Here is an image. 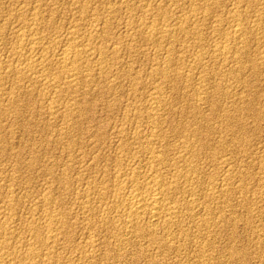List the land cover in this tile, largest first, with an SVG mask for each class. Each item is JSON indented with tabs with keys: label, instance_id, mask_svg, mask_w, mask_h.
<instances>
[{
	"label": "rangeland",
	"instance_id": "1",
	"mask_svg": "<svg viewBox=\"0 0 264 264\" xmlns=\"http://www.w3.org/2000/svg\"><path fill=\"white\" fill-rule=\"evenodd\" d=\"M87 1H89V3L91 5L88 4ZM87 1L86 0H56V1L55 0H0V18L1 17L3 18V19L2 18L0 19V22H2V23H0V41H1L0 42V68L1 69L5 68L8 65H12L13 63L15 64V60H12L13 56L11 55V53H12V51H16L19 48L18 44L20 43V41L18 39V37H19L18 35H19L20 31L21 32H23V31L27 32L28 31V29H25V27H28V25H29L28 22H30V21H27V19L31 20V18H32L31 14L36 9L35 7H37V9L39 8V12L42 13L41 18L43 19L41 25H39L40 29L38 27H37V29H39L38 31L40 32L41 36L44 35L43 38L45 39L44 40L45 47L51 50L50 53L52 52L51 54L54 55V58H56L59 55V53L61 51L60 50L61 47L63 48V46L65 45L63 43L67 44V42H68L67 34L70 30H72V27L77 29L79 34L81 33L79 42L82 44V46H84L83 48H88V46H89L88 49H91L94 52L95 49L99 50L100 46H101V48L102 47L106 48V46H108L107 47L108 49L112 48V46H113V48L118 47L117 48L118 49V55H115L116 58L114 57V55L112 54V51L110 50L112 56L109 53L106 55L107 57H109L108 58L109 60H107V57L105 59L108 63V64L106 63L107 66H110L108 68L110 70H113V72L108 69V72H106L107 74L102 73V75H101V73L98 70L94 69L95 67L93 68V66L96 65L99 58L90 57L89 60L86 59L83 61L84 62L82 64V67L84 66L83 69L84 70H90L91 72L88 71L87 73H91L93 75L96 74V75L95 76L92 75L93 76L91 78V80H93L92 83L89 82L87 84V86H90V87L85 86L83 83L80 84V82H79L77 90L80 88L81 89L78 91L77 90L76 91H68L66 88H64L65 90L63 89L65 92L63 90H61L63 92H61L60 90H56V89L53 90V88H51V90L48 88L49 91H47L48 89L47 90L43 89V88H41L42 86L40 84L37 85L35 83H32L35 87L31 84L34 87L33 88L32 86H30V84H28L26 82L25 83L27 86L24 83L21 85V82L19 83V81H17L15 79V77H14V79L12 78L13 76H11V77L9 76L10 78H8V77L5 78L4 79L5 81H3V83H0V85H3V87L0 86L2 89L0 91V123H1L0 124V215L2 214L0 217V225H1L0 227L8 228V226H9V229H11V227H13L12 230H10V232H13V233H11L8 237H6V240H7L6 242L7 243L9 242L7 244V245H9L8 248L13 249L14 242H16V241L22 242L23 243V244L21 243L22 246L27 245L25 243L26 242L28 243L30 241L29 235L27 234V230H26L28 225L36 224L39 226V228L41 230H43L44 224H43L42 219H43V215L45 214V211H47L46 207L49 206L47 212L55 213V214L61 215V216L64 215V217H67V218H65V219H67L66 221L68 222V223H66V225H68L69 222H70L69 225H71V226H69V225L67 226V228L69 230L71 229V231H72V232L70 231L71 232V240L63 241L64 245L66 244V241H67L68 245L66 244L64 247L61 248V250L59 249L60 251L59 250L56 251L57 252V254H55V256H57L56 260H55V257H54V260H52V259L50 260L49 258L46 259L45 257L42 256V257H39L40 259L37 258L36 264L37 263L38 264H47L48 262L52 263V264H57V262H54V261H59L60 262V263L58 262L59 264H66V263H68V264H83V261L81 262V257L84 255V252L86 254L87 253L90 254V256L93 255L95 258L94 260H92V262L94 261L93 263H91V261H90V262H86L84 264H98V263L99 264L100 263L101 264H201V263L202 264H210V262H211V264H215V263L216 264H264V202H263L264 201V197H263L264 196V185H263L264 184V162H263L264 161V49H263L264 48V0H239L240 3L238 0H219V1L218 0H183V1L179 0L180 4L178 2H176V0L175 1L174 0H171V1L170 0H165V1L161 0L162 1L161 2L162 3L161 4L162 12L164 10L165 13L163 12V14H165L167 21H168L167 24H169V26L175 27L179 24H182V25H185L187 28L189 27L187 30L188 34L176 33L174 38H172L170 40H166L165 44H164V42L162 44H160L162 46H160V45L155 46L149 40V37L146 34L147 26H149V24L150 25L154 24L153 23V20L155 21L154 14L156 15L157 12H159L157 6L152 7L149 10L151 13L150 14V13L146 12V9H142L143 7L139 4V0H128L130 7L134 4L131 8H129L127 6H123V7L120 6L119 3L122 0H120V2H119V0H117V1L111 0V2H110V0L109 1L108 0L107 1L106 0H99V1L98 0H87ZM112 1L114 2V4ZM217 1H218V3H216ZM115 2L118 3V5ZM163 2H164V5H163ZM17 3H19V5ZM135 3L137 6L135 5ZM85 5H87V6H85ZM111 5L113 7L115 5H117L116 6L117 11L115 14L110 13L111 10H109V9L112 7ZM177 5H179V6H177ZM164 6H165V8H164ZM196 6H198L197 8H200L202 11L201 10L198 11L197 14H199V15H196L197 17L195 19V17H193L194 16L193 10L196 8ZM41 7H42V9H41ZM203 8L204 9L207 8V9L204 10ZM95 9L97 11H95ZM103 9H105L107 12L104 11ZM32 10H33V12H32ZM154 10H156V11H154ZM239 10H240V12H238ZM82 11L83 12L86 11L89 13H85L86 15H84V13H82ZM98 11L100 14L98 13ZM204 11L207 12L208 14L205 13ZM213 12H214V14L212 15ZM243 12H245V13H243ZM16 13H18L20 15H18ZM142 13H144V14H142ZM182 13H183V15H182ZM187 13H189V15ZM92 14L94 16L96 15L94 17L96 19L93 18ZM146 14H148V15H146ZM186 14L188 16H190V18ZM8 15H9V17H8ZM99 15L102 16V18L99 17ZM103 15H104V17H106V19H104ZM229 15L232 17L234 15L233 19H231L232 17H230ZM237 15H239V16L237 17ZM86 16H88V17H86ZM97 16L100 18L99 20H101V19L102 20L99 21ZM148 16L151 17L152 20ZM208 16H210V18H208ZM80 18L83 21H81ZM129 18H130V20H129ZM237 18L240 20L239 23L242 24V26L244 28L246 27L242 38H241V36L240 37L239 36H233L231 34L232 33L231 32L232 27L236 23H238ZM4 19L7 21L3 22L2 20H4ZM72 19H74V20H72ZM110 19H112V20L110 21ZM217 19H218V21H217ZM219 19L221 21H219ZM230 19H231V21H230ZM8 20H10V21L8 22ZM49 20H51V21H49ZM87 20H89V21H87ZM105 20H107V22H105ZM146 20H148V21H146ZM169 20H172V21H169ZM94 21H97V22H94ZM102 21H104L105 24ZM183 21H184V23H183ZM22 22H23V24H22ZM48 22H50V23H48ZM92 22L95 24L93 25ZM128 22H129V24H128ZM131 22H133V23H131ZM200 22H202L203 24L202 23L200 24ZM220 22H223V23L221 24ZM53 23L55 26L53 25ZM97 23H98V25H96ZM172 23H173V25H171ZM219 23H220V25H219ZM26 24H28V25H26ZM196 24L199 25L200 27L197 26ZM49 25H50V27H49ZM90 25H92L94 27H90ZM100 25H101V27H100ZM130 25L131 26L133 25L131 27L132 29L134 28L133 30L130 28ZM134 25H136V26H134ZM139 25H141L142 28L137 27ZM212 25H214V26H212ZM230 25H232V27ZM87 27L88 28L90 27V28L87 29ZM192 27L196 31L194 29H192ZM205 27H207V28H205ZM21 28H24V29H21ZM135 28L137 30H135ZM198 28L200 29V31H202V35H201V32L199 31ZM48 29H50V30H48ZM83 29H84V31H83ZM97 29H99V30H97ZM108 29H109V31H108ZM127 29H129V30H127ZM189 29L194 30V31H191ZM260 29H261V31H260ZM88 30L90 32H88ZM246 31L248 32V34L246 33ZM250 31H252V32H250ZM41 32H43V33H41ZM97 32H100L99 35H102V36L104 35V37L100 36V39H98L99 35L96 34ZM214 32H216V33H214ZM119 34H120V36H119ZM85 35H86V37H84ZM193 35H195V37ZM227 35H229V36L227 37ZM246 35H247V38H245ZM45 36H46V38H45ZM47 36H49V37H47ZM141 36H143V37L141 38ZM182 37H184V38H182ZM185 37H186V40H185ZM238 37L241 39H239ZM95 38H97V40H99V41L95 40ZM178 38H180V39H178ZM225 38H226V41H225ZM58 39H60V40H58ZM89 39H90V41H89ZM242 39H244L243 40L244 42H242ZM83 40H85L84 41L85 44L83 43ZM94 40L97 42H95ZM101 40L102 41L105 40L106 43L107 42L108 43L107 44L105 42L102 43ZM108 40H112V41H108ZM187 40H188V42H187ZM258 40H259V42H258ZM117 41H120V42H117ZM201 41H202V43H201ZM89 42L90 43L92 42L93 45L92 44L90 45ZM109 42H111V43H109ZM222 42H223V44H222ZM49 43L51 45L50 48L48 45ZM170 43H171V47L169 46ZM219 43H220V45H219ZM16 44H17V46H16ZM99 44H100V46H99ZM119 44H120V47L118 46ZM232 44L235 45L234 47L236 49L233 46H231ZM115 45H117V46H115ZM178 45H180L182 48ZM227 45H229L231 47L229 48V46H227ZM8 46H10V47H8ZM52 46H54L55 48L57 47L56 48L57 50L54 47H53L54 49H51ZM158 46L160 47V49ZM167 46H169V47H167ZM176 46L178 47V49ZM90 47H92V48H90ZM166 47H167V49H169V48L170 49L167 50ZM172 47L173 48L175 47V48L172 49ZM185 47H187V48H185ZM238 47H240L239 50H237ZM13 48L16 50H14ZM224 48L227 49V53L226 52L222 53V50ZM231 48H232V50H230ZM9 49H11V50H9ZM186 49H188L189 52L186 51ZM242 49H244V50L246 49V50L244 51ZM166 50H167V52H166ZM53 51H54V53H53ZM234 51L236 52V54ZM242 51H244V52H242ZM180 52H181V54H180ZM182 52L183 53L185 52V53L183 54ZM171 53H174V54H171ZM132 55H134V56H132ZM7 56H9V57H7ZM170 56H172V57L170 58ZM209 56H211V57L213 56L212 57L213 59ZM217 56H218V58H217ZM225 57L228 58V60ZM160 58H162V59H160ZM177 58H179L180 60L179 59L177 60ZM233 58H235V60ZM119 59H121L122 62H120L121 60H119ZM189 59H190V61H189ZM243 59H244V61H242ZM9 60L12 61L11 64L8 63V62H11ZM168 60H170V62H171V65H170L171 67H169V65H167V63H166V61H168ZM181 60H183V61H181ZM205 60H207V61H205ZM259 60H260V62H259ZM3 61H4V64H3ZM88 61L91 64H89ZM194 61H195V63H194ZM200 61H202V62H200ZM208 61H209V63H207ZM229 61L232 63H229ZM85 62H86V64H85ZM87 62H88V64H87ZM92 62L94 63V65L92 64ZM224 62H227V63H224ZM6 63H8V64H6ZM114 63H115V65H114ZM118 63L123 65L124 67L119 65ZM176 63L180 67H178V65ZM175 64H176V67H173V66H175ZM203 64H204L205 68L202 67ZM199 65H200V67H199ZM158 66H160V68ZM193 66H194V68H193ZM85 67H86V69H85ZM151 67H152V70H151ZM161 67H162V69H161ZM181 67H183V68H181ZM188 67H190V69H192V70H189ZM213 68H214V71H213ZM55 69H56V66L51 67L52 71ZM118 69H119V71H118ZM166 69H169V79H166L165 85H164L165 79L162 76H160L161 74H159L158 71L161 72V71L166 70ZM181 69L183 71H181ZM194 69L197 71H195ZM129 70H132V71H129ZM206 70H208L210 72V74L208 73V71L205 73ZM126 72H128L130 74H128ZM150 73H151V75H150ZM211 73L212 74L214 73V74L212 75ZM254 73L257 75H255ZM137 74H138V77H137ZM123 75H124V77H123ZM126 75H128V76H126ZM158 75H159V77H158ZM187 75H188V78H187ZM97 76L99 79L97 78ZM152 77H153V79H152ZM202 77L204 78V80H201ZM11 78H12V80H10ZM183 78L185 80H183ZM186 79H189V80H186ZM199 79H200V81H199ZM6 80H8L9 82ZM98 80L100 82H98ZM109 80H110V82H109ZM131 80H133V81H131ZM136 80H138V81H136ZM154 82H156V83L154 84ZM182 82H183V84H180ZM212 82H214V84ZM220 82H221V84H220ZM14 83H16V84H14ZM177 83H179V84H177ZM172 84H173V86H172ZM217 84H219V86ZM117 85H119V86L117 87V89H115ZM215 85H217V86H215ZM16 86H18V90L16 89L17 88ZM82 86H83V88H82ZM199 86L202 90H200ZM31 87L33 90L30 89ZM202 87H204V89ZM13 88H15L16 91ZM21 88H22L23 92L21 91ZM90 88H91V90H89ZM219 88H220V92H217V91H219V90H217ZM158 89L161 91L158 92L159 91ZM37 90L39 92H36ZM103 90L106 92H104ZM112 90H115V91L112 92ZM155 90H157V92L160 93V95H159L158 99L154 101V100H151V98H149L150 96H148V95H151L153 93L152 91H155ZM221 90H223V91H221ZM8 91H9V93H8ZM30 91L36 92L37 95H35V97H34V94H35L34 93L33 95L31 94L32 95V97H31L30 93H29ZM44 91H46V92H44ZM79 91H81V92H79ZM85 91H87L86 92L87 94L85 93ZM15 92H17V93H15ZM42 92H43V94H42ZM107 92H108V94H106ZM20 93H22V94L20 95ZM102 93L103 94L105 93L103 97H102ZM148 93H150V94H148ZM198 93H200V94H198ZM15 94H16V96H15ZM71 95H73V96L70 97ZM75 95L78 99L75 97ZM113 95H114V98H113ZM38 97H39L40 102L38 101ZM96 97H97V99H96ZM58 98L60 99V101ZM45 100H46V102H45ZM48 100H49V102H48ZM61 101H62V104L60 106L59 103H61ZM152 101H153V103H151ZM162 101H164V102H162ZM246 101H247V103H246ZM154 102L159 107L156 106ZM28 104H30V105H28ZM46 104H48V105H46ZM52 105L53 106L58 105V106H56V108L57 107L58 108L56 109L57 111H56L55 115H51V113L49 112L50 111L49 108ZM152 105H153L154 109L156 107V110L154 111L155 115L157 117L156 119H154L156 121L150 120L147 117L148 113L152 112L150 110H149L150 112L148 111L149 107L151 110L153 109ZM59 107H61V108H59ZM70 107L71 108L74 107V110H73V108L71 109ZM64 108L66 111L64 110ZM157 108H159V110ZM6 109L8 110V112ZM77 109H79V110H77ZM243 109H244V111H243ZM142 110L144 112H142ZM4 112H6L7 114ZM71 113H72V116L74 118H77V119L70 117L69 114H71ZM162 113H163V115H162ZM73 114H75V115H73ZM76 114H77V116H76ZM142 115H143V118H142ZM56 116H57V118H55ZM58 117H60V118L58 119ZM63 117L66 121L63 120ZM139 118H142V119L140 120ZM143 119H145V120H143ZM162 119H164L163 122H162ZM135 120L138 122H136ZM61 121L63 123H61ZM64 121L67 122V125L66 124L64 125V123H65ZM73 121L74 122L76 121V122L74 123ZM158 121H160V123ZM155 122H157L156 126H155V124H156ZM161 122H162V124L163 123L164 124L162 125ZM79 123L82 125H80ZM91 123H93V124H91ZM68 124H69V126H68ZM72 124H74V126ZM144 124H145V126H144ZM165 124H167V125H165ZM151 125H152V127H151ZM64 126H65V128H64ZM122 126H123V128H122ZM160 126H163V128H161ZM178 126H180V127H178ZM79 127L81 128V130ZM148 128H149V131L155 130L154 132H156L158 130L157 133L159 132V134L161 133V135H162V136L160 135L159 140H160V145L161 144H163V145H161V146L158 145V147L161 150L158 147L155 150L157 153L160 152L159 154L162 156V160H164V162H165V163L163 162L161 164L160 168L165 169V170L163 169L164 173L166 172V170L168 171V173H165L168 182H170V180L173 178L174 174H175L174 176H177V177L180 175V173L182 175V176H180L181 179L179 180V182L181 184L180 190H179V192H177V194H175V196H173L174 199H172V201L174 200V202H177L180 205L179 207H180L181 212L178 216V218H180V219H178L176 221V226L179 229L175 225H172L173 228L171 227V231L169 230L170 228L165 229L164 227L158 229L156 231L158 241L154 244L149 239H147L145 237L142 238L141 237L142 235L139 236L141 238L140 239L138 237L137 233H136V235L134 233L133 234L131 233V235H129L130 234L129 233L128 234L129 236L127 235V239H126V237L124 238V241L125 240L126 241L121 245V247H118V246H116L115 238H113L115 233H113L111 229L109 230V227H107L106 225H105V227H106L105 228L104 224L102 225L101 223H98L97 219H96L97 220V222H96L94 216H93V218L91 217L89 219L91 224H90V222L84 221V219H86L87 215L83 214L84 212L82 210H80V208H78V207H79L80 202H83V200L85 199L84 198L85 194L88 193L89 183L91 184L94 181L92 183V185H94V184L96 185L97 183H98L97 185H99V183H101V181H105L104 180V178H105L104 172H107V173L111 172L110 174H112V172H114L113 170H115L116 165L119 161H121L122 164L125 162H128V161H131V163L135 164V166H137L139 164L138 168H141V170H143L145 168L144 165H147V162H146L147 161V157H146L147 156V149H145L143 144L141 142L139 144V141H133V144L130 146V149L131 148L133 149V152L131 149L132 156H130V158H128L127 156H125L126 155L125 154L126 153L125 148L123 149L124 151L122 150V148L124 146V144L122 143V140L126 139L128 136L132 137L133 134H135L137 131H139V132L141 131L142 133L147 132ZM179 128L180 129L182 128L183 131H185V132H183ZM163 129H164V132H163ZM169 130H170V132H169ZM194 130L196 131V133ZM166 131L169 133H167ZM172 131H174V132H172ZM175 132H177V135ZM180 132H181V135L179 134ZM1 133H3V134H1ZM34 133H35V135H34ZM124 133L127 135H125ZM172 134H173V136H172ZM178 134L180 136H178ZM194 134H196V135H194ZM95 135H96V137H95ZM170 136L172 137L173 140L171 139ZM174 136H176V137H174ZM220 136H221V138H220ZM177 137H179V138H177ZM191 137L192 138L195 137L196 139H194V138L192 139ZM190 139H192V140H190ZM186 140H187V142H185ZM188 140L190 143L188 142ZM196 141H198V142H196ZM34 142H36V143H34ZM177 142L180 143V145L183 142H185V143H183L181 146H179V144H177ZM195 143H197V145ZM121 144L123 145L122 148H121ZM134 144H135V146L133 148ZM174 144H175V146H174ZM194 144H195V146H198L197 148H199V149H197L194 146ZM235 146H238V147H235ZM161 147H163L165 149L163 150V148H161ZM176 147H179V148H176ZM118 148H120V149H118ZM141 148H143V149L141 150ZM170 148H171V150H170ZM175 148L178 150V152ZM186 148H188V150H189L188 153L187 154L185 153V155H184V153L182 155H180L181 154L180 151L185 150ZM205 148H206V151H205ZM196 150H198V151H196ZM200 150L202 152H199ZM171 151H172V153L169 154L168 152H171ZM242 152H243V154H242ZM133 153H135V155ZM177 153H178V155H177ZM190 154L192 157L195 155L194 157L197 159H195L194 157L192 158L190 156ZM84 155H85V157H84ZM183 155L186 158L185 157L182 158ZM200 155H201V157H200ZM168 156H169V158H168ZM202 157H203V159H202ZM125 158H126V160H125ZM96 159H97V161H96ZM182 159H186V160H182ZM194 159H195V162L193 161ZM143 162H144V164H143ZM186 162H187V164H186ZM196 162H198V163H196ZM30 163H32V164H30ZM136 163H138V164H136ZM195 163L197 165H195ZM141 164H143V165H141ZM173 164H175V165H173ZM189 164H191V168H193L192 166H194V169L197 170L194 174L192 173L189 175L187 173L188 169L185 171V169H186L185 166H187ZM92 165H93V167H92ZM162 165L163 166L165 165V166L162 167ZM62 168H63V170H62ZM180 168H181V170H180ZM198 168H199V170H198ZM106 169H107V171H106ZM66 171H69V172H66ZM10 172H11V174H10ZM169 174L171 175L170 178H169V176H170ZM198 174H200V175H198ZM76 175H77V177H80V176L81 177L77 179ZM187 175H188V179L189 178L194 179V180L189 179V181H191V182H189V185H188V183H186V179L183 178V176H187ZM193 175L197 176V177L194 178ZM205 175L207 176V178L205 177ZM208 177H210V178H208ZM197 178H199V180ZM81 179L83 180V182ZM228 179H230V180H228ZM67 181L69 182L68 184H67ZM86 181H87V183H86ZM110 181H112V180H110ZM193 181L195 183H193ZM208 182L211 184H209ZM223 182L224 183L226 182L227 185L224 184ZM111 183L112 182H109V184H111ZM191 183L193 185H191ZM69 184H70L71 189H70V187H68ZM86 184H87V187H86ZM200 184H201V186H200ZM208 184L211 186H209ZM46 185L48 188L46 187ZM196 185H197V187H196ZM218 185L220 188L216 187ZM224 186L225 187L227 186V187L225 188ZM191 187H193V188H191ZM199 187H201V188H199ZM211 187H213L217 191ZM188 188H190V189H188ZM206 188H209V189H206ZM221 188H222V190H221ZM206 190H207V192H206ZM221 191H223V192L221 193ZM193 192L195 194L197 192V194L194 196ZM186 193L190 196V198L193 199V201H192V199L189 201L190 198H189V196H187ZM198 193H200V194H198ZM13 194L15 195V197L13 196ZM204 194H205L206 198H205ZM216 194H217V196H216ZM218 194H219V196H218ZM201 195L204 197H202ZM214 195H215V197H214ZM207 196H208V198H207ZM210 197H212L213 200ZM13 198H14V200H13ZM196 198H197V200H196ZM207 199H209V200H207ZM7 201H9V202H7ZM109 201L111 203L112 199ZM109 201H108V203L106 201V205H108V206L111 205L109 203ZM179 201H180V203H179ZM15 202H17V203L15 204ZM189 203H190V205H189ZM48 204H52V206L48 205ZM73 204H75V205H73ZM186 204L188 205V208H187ZM104 205L105 204H102V203L100 204L99 202L97 203V201H95L92 204L93 207L91 206L92 209L94 210V214L101 216L102 211H104V207H103ZM212 205H213V207H212ZM55 206H56V208H55ZM99 206L103 207V208H100ZM50 207H52V208H50ZM74 207H76V208H74ZM192 207H194V208H192ZM49 208L51 210H49ZM217 209H219V210H217ZM58 210L60 213L58 212ZM68 211H69V213L72 211V213L67 214ZM193 211H195V212H193ZM81 213H82V215H81ZM13 214H14V216H13ZM110 214H111V217L115 216V215H113L114 213H110ZM33 215H35V216H33ZM68 216H70L71 218ZM182 217H183V219H182ZM39 218H42V219H39ZM204 218L206 221H208L210 223L212 221L213 225L211 223V225L208 224L209 226L208 225L206 226V224L208 222H206L204 220ZM68 219H69V221H68ZM91 219H93V220H91ZM41 221H42V223H41ZM6 222H9L10 225H9V223L7 225ZM24 224L26 225V227H24L25 226ZM95 224H98V225L96 226ZM100 228H101V230H100ZM211 228H213V229H211ZM94 229H95V231H94ZM162 229H164V231ZM181 229L183 231H181ZM206 229H208V230H206ZM13 230H15V231H13ZM173 230H176V231L174 232ZM205 230L208 232H206ZM108 231H110V232H108ZM111 232H112V237H111ZM167 234H168L169 238H168V236H166ZM208 234L210 235V237ZM212 235H213V237H212ZM73 236H74V238H73ZM136 236H137V238H136ZM172 236H173V238H172ZM176 236H178L180 239ZM16 237L19 238L20 240H18V239L16 240ZM1 239L2 238L0 237V243L2 241ZM27 239H28V241H27ZM203 239L206 242L202 241ZM88 240H92L91 242L94 243V245L92 247L93 248L95 247L96 249L95 248L91 249L90 245L87 247L86 243ZM166 240H167V242H166ZM208 240H210V241H208ZM10 241H11L12 245H11ZM73 241H75V242H73ZM71 242H72V244H71ZM202 242L207 243L205 245L206 249L204 248V244H202ZM209 243H210V246H209ZM76 244L77 245L80 244V246L79 245L77 246ZM34 245H35V247H37L35 243H34ZM201 245H203V246H201ZM38 248H39V246H38ZM81 249H82V251H81ZM203 249L206 250L207 252L204 251ZM231 249H232V251H231ZM93 250L95 252H93ZM202 250L204 251V253ZM98 251H100V252H98ZM80 252L83 255H80ZM91 252H93V253H91ZM112 253L114 256L112 255ZM115 255H117V256H115ZM212 255H214V256H212ZM102 256H103V258H102ZM110 256H113L114 259ZM209 256H210V258H209ZM115 257H117V258L115 259ZM205 257H207V258H205ZM111 259H113V260H111ZM202 259H204V260H202ZM205 259L207 260L208 263L205 261ZM200 260H202V261H200Z\"/></svg>",
	"mask_w": 264,
	"mask_h": 264
},
{
	"label": "bare ground",
	"instance_id": "2",
	"mask_svg": "<svg viewBox=\"0 0 264 264\" xmlns=\"http://www.w3.org/2000/svg\"><path fill=\"white\" fill-rule=\"evenodd\" d=\"M56 1V0H55ZM87 1V0H86ZM99 1V0H98ZM107 1V0H106ZM109 1V0H108ZM117 1V0H116ZM165 1V0H164ZM171 1V0H170ZM175 1V0H174ZM183 1V0H182ZM219 1V0H218ZM218 1L216 2V3H218ZM239 1V0H238ZM18 2V1H17ZM28 2V1H27ZM39 2V1H38ZM85 2V1H84ZM88 2V4H90L89 3V1H87ZM94 2V1H93ZM110 2H111V0H110ZM113 2V1H112ZM119 2H120V0H119ZM132 2V1H131ZM134 2V1H133ZM162 1L161 0H139V4L143 7L142 9H146V12L147 13H150V9L152 8V7H155V6H157V8H158V10H159V12H157V14L155 15L154 14V17H155V21L153 20V23L154 24H152V25H150L149 24V26H147V28H146V34H147V36L149 37V40L156 46V45H160V44H162L163 42H164V44L166 43L165 41L166 40H170V39H172V38H174L175 37V34L176 33H181V34H183V33H185V34H188L187 33V30H188V28L185 26V25H182V24H179V25H177V26H175V27H171V26H169V24H167V18H166V16H165V14H163V12H164V10H163V12H162V8H161V3ZM176 2H178L179 3V0H176ZM189 2V1H188ZM198 2V1H197ZM196 2V3H197ZM203 2V1H202ZM9 3V2H8ZM20 3V2H19ZM19 3H17L18 5H19ZM107 3V2H106ZM116 3V2H115ZM175 3V2H174ZM235 3V2H234ZM239 3H240V1H239ZM28 4V3H27ZM84 4V3H83ZM109 4V3H108ZM111 4V3H110ZM113 4H114V2H113ZM117 5H118V3H116ZM120 6H127V7H129V8H131L130 7V5H129V1L128 0H122L120 3ZM138 4V3H137ZM180 4V3H179ZM200 4V3H199ZM198 4V5H199ZM55 5V4H54ZM91 5V4H90ZM100 5V4H99ZM106 5V4H105ZM117 5H115L114 7L112 6L109 10H111L110 11V13L111 14H115L116 13V11H117V8H116V6ZM135 5H136V3H135ZM163 5H164V2H163ZM197 5V4H196ZM31 6V5H30ZM85 6H87V5H85ZM137 6V5H136ZM139 6V5H138ZM177 6H179V5H177ZM201 6V5H200ZM40 7V6H39ZM95 7V6H94ZM198 6H196V8L193 10V14H194V16L193 17H195V19H196V15H199V14H197L198 13V11H200L201 9L200 8H197ZM204 7V6H203ZM206 7V6H205ZM210 7V6H209ZM36 9L34 10V12H33V10H32V18H31V20H28L27 19V21H30V22H28L29 23V25L28 24H26V25H28V27H25V29H28V31L27 32H21L20 31V33H19V37H18V39H19V41H20V43L18 44V46H19V48H18V50H16V49H14V50H16V51H12V53H11V55L13 56L12 58V60H15V64L13 63L12 65H8V66H6L5 68H3V69H1L0 68V83H3V81H5L4 79L5 78H10L11 76H13L12 78L14 79V77H15V79L17 80V81H19V83L21 82V85L24 83L25 85H26V83H28V84H30V86H32L33 84L32 83H35V84H37V85H41L40 87L41 88H43V89H50L51 90V88H53V90H63L64 88H66L68 91H76L77 90V87H78V83L80 82V84L81 83H83L85 86H87V84L89 83V82H91L92 83V81L93 80H91V78L93 77V76H95V75H93V74H91V73H87L88 71L89 72H91L90 70H84L83 69V67H82V64L84 63L83 61L84 60H86V59H88L89 60V58L90 57H95V58H99L98 59V62L96 63V65L95 66H93V68L94 69H96V70H98L100 73H101V75H102V73H106V72H108V67H110V66H107V61L105 60L106 59V55L107 54H109L110 53V55H111V52H110V50L112 51V54L114 55V57H115V55H118V47L117 48H113V46H112V48H110V49H108L107 47L108 46H106V48H104V47H102L101 48V46H100V44H99V46H100V49L99 50H96L95 49V51L93 52L91 49H88L89 48V46H88V48H83L84 46H82V44L79 42V39H80V34H79V32H78V30L77 29H75V28H73L72 27V30H70L69 32H68V34H67V37H68V42H67V44L66 43H63V44H65L64 46H63V48L61 47V51H60V53H59V55L56 57V58H54V55H52L51 53H50V49H48V48H46L45 47V44H44V35L43 36H41L40 35V32L38 31L40 28H39V25H41V23H42V21H43V19L41 18V15H42V13H40L39 12V8L37 9V7H35ZM86 8V7H85ZM104 8V7H103ZM108 8V7H107ZM121 8V7H120ZM164 8H165V6H164ZM212 8V7H211ZM15 9V8H14ZM17 9V8H16ZM22 9V8H21ZM20 9V10H21ZM41 9H42V7H41ZM46 9V8H45ZM97 9V8H96ZM95 9V11H97ZM119 9V8H118ZM126 9V8H125ZM139 9V8H138ZM204 9V8H203ZM207 8H205L204 10H206ZM213 9V8H212ZM257 9V8H256ZM83 10V9H82ZM86 10V9H85ZM104 11H106L105 9H103ZM189 10V9H188ZM22 11V10H21ZM124 11V10H123ZM154 11H156V10H154ZM166 11V10H165ZM202 11V10H201ZM212 11V10H211ZM26 12V11H25ZM46 12V11H45ZM101 12V11H100ZM107 12V11H106ZM105 12V13H106ZM130 12V11H129ZM167 12V11H166ZM187 12V11H186ZM189 12V11H188ZM205 12V11H204ZM215 12V11H214ZM214 12L212 13V15L214 14ZM218 12V11H217ZM238 12H240V10L238 11ZM20 13V12H19ZM74 13V12H73ZM82 13H84V15H86L85 13H89V12H86V11H82ZM98 13H99V11H98ZM134 13V12H133ZM154 13V12H153ZM152 13V14H153ZM156 13V12H155ZM165 13V12H164ZM181 13V12H180ZM201 13V12H200ZM205 13H207V12H205ZM234 13V12H233ZM243 13H245V12H243ZM8 14V13H7ZM16 14H18V13H16ZM100 14V13H99ZM142 14H144V13H142ZM151 14V13H150ZM188 15H189V13H187ZM186 14V15H187ZM203 14V13H202ZM208 14V13H207ZM206 14V15H207ZM242 14V13H241ZM251 14V13H250ZM4 15V14H3ZM18 15H20V14H18ZM93 15V14H92ZM98 15V14H97ZM146 15H148V14H146ZM182 15H183V13H182ZM187 15V16H188ZM201 15V14H200ZM216 15V14H215ZM240 15V14H239ZM239 15H237V17L239 16ZM11 16V15H10ZM90 16V15H89ZM96 16V15H95ZM94 15H93V18L95 17ZM218 16V15H217ZM230 16V15H229ZM236 16V15H235ZM8 17H9V15H8ZM44 17V16H43ZM86 17H88V16H86ZM98 17V16H97ZM99 17H101L102 18V16H100L99 15ZM98 17V20L100 19ZM103 17H104V15H103ZM128 17V16H127ZM133 17V16H132ZM149 17V16H148ZM180 17V16H179ZM189 18H190V16H188ZM230 17H232V16H230ZM233 17H234V15H233ZM233 17L231 18V19H233ZM241 17V16H240ZM2 18V17H1ZM0 18V19H1ZM22 18V17H21ZM46 18V17H45ZM111 18V17H110ZM123 18V17H122ZM125 18V17H124ZM147 18V17H146ZM149 18H151V17H149ZM148 18V19H149ZM184 18V17H183ZM186 18V17H185ZM188 18V19H189ZM206 18V17H205ZM208 18H210V16H208ZM213 18V17H212ZM218 18V17H217ZM228 18V17H227ZM243 18V17H242ZM248 18V17H247ZM3 19V18H2ZM7 19V18H6ZM20 19V18H19ZM81 19V18H80ZM86 19V18H85ZM89 19V18H88ZM94 19H96V18H94ZM104 19H106V17H104ZM171 19V18H170ZM194 19V18H193ZM215 19V18H214ZM231 19H230V21H231ZM241 19V18H240ZM261 19V18H260ZM53 20V19H52ZM66 20V19H65ZM72 20H74V19H72ZM90 20V19H89ZM89 20H87V21H89ZM97 20V21H98ZM102 20V19H101ZM101 20H99V21H101ZM112 19H110V21H111ZM129 20H130V18H129ZM133 20V19H132ZM151 20H152V18H151ZM179 20V19H178ZM182 20V19H181ZM180 20V21H181ZM236 20V19H235ZM237 20H238V23H236L233 27H232V25H230L231 27H232V35L233 36H241V38H242V36H243V34H244V32H245V28L242 26V24H240L239 23V19L237 18ZM3 22L5 21H7V20H2ZM10 20H8V22H9ZM17 21V20H16ZM23 21V20H22ZM26 21V20H25ZM49 21H51V20H49ZM54 21V20H53ZM52 21V22H53ZM76 21V20H75ZM81 21H83L82 19H81ZM97 21H94V22H97ZM121 21V20H120ZM134 21V20H133ZM140 21V20H139ZM146 21H148V20H146ZM169 21H172V20H169ZM189 21V20H188ZM208 21V20H207ZM211 21V20H210ZM209 21V22H210ZM217 21H218V19H217ZM219 21H221L220 19H219ZM249 21V20H248ZM14 22V21H13ZM18 22V21H17ZM21 22V21H20ZM24 22V21H23ZM23 22H22V24H23ZM104 24H105V22H107V20H105V22L104 21H102ZM113 22V21H112ZM150 22V21H149ZM177 22V21H176ZM237 22V21H236ZM263 22V21H262ZM0 23H2V22H0ZM25 23V22H24ZM48 23H50V22H48ZM83 23V22H82ZM93 23V22H92ZM131 23H133V22H131ZM130 23V24H131ZM142 23V22H141ZM183 23H184V21H183ZM202 22H200V24H201ZM221 24L223 23V22H220ZM220 23H219V25H220ZM231 23V22H230ZM242 23V22H241ZM246 23V22H245ZM6 24V23H5ZM16 24V23H15ZM18 24V23H17ZM88 24V23H87ZM95 23H93V25H94ZM110 24V23H109ZM128 24H129V22H128ZM138 24V23H137ZM140 24V23H139ZM186 24V23H185ZM203 24V23H202ZM226 24V23H225ZM260 24V23H259ZM4 25V24H3ZM25 25V26H26ZM43 25V24H42ZM51 25V24H50ZM50 25H49V27H50ZM53 25H54V23H53ZM57 25V24H56ZM78 25V24H77ZM96 25H98V23L96 24ZM171 25H173V23L171 24ZM197 25V24H196ZM211 25V24H210ZM224 25V24H223ZM245 25V24H244ZM261 25V24H260ZM23 26V25H22ZM48 26V25H47ZM55 26V25H54ZM87 26V25H86ZM133 26V25H132ZM131 25H130V28L132 27ZM134 26H136V25H134ZM190 26V25H189ZM192 26V25H191ZM197 26H199V25H197ZM196 26V27H197ZM206 26V25H205ZM212 26H214V25H212ZM254 26V25H253ZM37 27L39 28V29H37ZM75 27V26H74ZM82 27V26H81ZM90 27H94V26H92V25H90ZM89 27V28H90ZM100 27H101V25H100ZM105 27V26H104ZM107 27V26H106ZM137 27H141V25H139V26H137ZM194 27V26H193ZM192 27V29H194ZM200 27V26H199ZM259 27V26H258ZM43 28V27H42ZM45 28V27H44ZM53 28V27H52ZM88 27H87V29H89ZM98 28V27H97ZM108 28V27H107ZM129 28V29H130ZM142 28V27H141ZM191 28V27H190ZM203 28V27H202ZM205 28H207V27H205ZM251 28V27H250ZM253 28V27H252ZM14 29V28H13ZM21 29H24V28H21ZM55 29V28H54ZM53 29V30H54ZM70 29V28H69ZM129 29H127V30H129ZM132 29V28H131ZM130 29V30H131ZM134 29V28H133ZM132 29V30H133ZM140 29V28H139ZM199 29V28H198ZM210 29V28H209ZM226 29V28H225ZM229 29V28H228ZM257 29V28H256ZM4 30V29H3ZM12 30V29H11ZM43 30V29H42ZM48 30H50V29H48ZM47 30V31H48ZM65 30V29H64ZM77 30V31H76ZM80 30V29H79ZM91 30V29H90ZM97 30H99V29H97ZM124 30V29H123ZM135 30H137L136 28H135ZM141 30V29H140ZM189 30H191V29H189ZM195 30V29H194ZM194 30H191V31H194ZM205 30V29H204ZM208 30V29H207ZM214 30V29H213ZM249 30V29H248ZM46 31V32H47ZM83 31H84V29H83ZM108 31H109V29H108ZM142 31V30H141ZM190 31V32H191ZM196 31V30H195ZM199 31H200V29H199ZM211 31V30H210ZM260 31H261V29H260ZM88 32H90L89 30H88ZM144 32V31H143ZM201 32V35H202V31H200ZM213 32V31H212ZM250 32H252V31H250ZM257 32V31H256ZM17 33V32H16ZM41 33H43V32H41ZM57 33V32H56ZM134 33V32H133ZM192 33V32H191ZM204 33V32H203ZM214 33H216V32H214ZM246 33L248 34V32L246 31ZM45 34V33H44ZM53 34V33H52ZM96 34H100V32H97ZM138 34V33H137ZM144 34V33H143ZM198 34V33H197ZM250 34V33H249ZM57 35V34H56ZM94 35V34H93ZM110 35V34H109ZM108 35V36H109ZM112 35V34H111ZM141 35V34H140ZM145 35V34H144ZM190 35V34H189ZM61 36V35H60ZM100 36H102V35H99V38L98 39H100ZM119 36H120V34H119ZM192 36V35H191ZM194 37H195V35H193ZM226 36V35H225ZM229 35H227V37H228ZM260 36V35H259ZM47 37H49V36H47ZM58 37V36H57ZM62 37V36H61ZM84 37H86V35L84 36ZM92 37V36H91ZM102 37H104V35L102 36ZM107 37V36H106ZM111 37V36H110ZM113 37V36H112ZM143 36H141V38H142ZM188 37V36H187ZM219 37V36H218ZM222 37V36H221ZM231 37V36H230ZM238 37V38H239ZM251 37V36H250ZM45 38H46V36H45ZM89 38V37H88ZM93 38V37H92ZM97 38H95V40H97ZM109 38V37H108ZM120 38V37H119ZM182 38H184V37H182ZM241 38H239V39H241ZM245 38H247V35L245 36ZM17 39V38H16ZM87 39V38H86ZM129 39V38H128ZM178 39H180V38H178ZM194 39V38H193ZM222 39V38H221ZM228 39V38H227ZM258 39V38H257ZM58 40H60V39H58ZM93 40V39H92ZM94 40V41H95ZM113 40V39H112ZM112 40H108V41H112ZM130 40V39H129ZM132 40V39H131ZM174 40V39H173ZM185 40H186V37H185ZM244 39H242V42H244L243 41ZM65 41V40H64ZM84 41L85 40H83V43H84ZM89 41H90V39H89ZM97 41H99V40H97ZM97 41H95V42H97ZM102 41V40H101ZM192 41V40H191ZM197 41V40H196ZM205 41V40H204ZM225 41H226V38H225ZM263 41V40H262ZM1 42V41H0ZM93 42V41H92ZM92 42L90 43V45L92 44ZM94 42V43H95ZM103 42H105L106 43V41L104 40V41H102V43ZM117 42H120V41H117ZM132 42V41H131ZM130 42V43H131ZM146 42V41H145ZM187 42H188V40H187ZM200 42V41H199ZM258 42H259V40H258ZM46 43V42H45ZM48 43V42H47ZM87 43V42H86ZM108 43V42H107ZM106 43V44H107ZM109 43H111V42H109ZM115 43V42H114ZM201 43H202V41H201ZM205 43V42H204ZM221 43V42H220ZM220 43H219V45H220ZM246 43V42H245ZM15 44V43H14ZM85 44V43H84ZM88 44V43H87ZM113 44V43H112ZM144 44V43H143ZM168 44V43H167ZM177 44V43H176ZM181 44V43H180ZM222 44H223V42H222ZM243 44V43H242ZM49 45V48H50V43L48 44ZM53 45V44H52ZM57 45V44H56ZM93 45V44H92ZM123 45V44H122ZM125 45V44H124ZM146 45V44H145ZM205 45V44H204ZM226 45V44H225ZM230 45V44H229ZM229 45H227V46H229ZM254 45V44H253ZM16 46H17V44H16ZM61 46V45H60ZM115 46H117V45H115ZM119 47H120V44L118 45ZM160 46H162V45H160ZM170 47H171V43H170V45H169ZM169 46H167V47H169ZM173 46V45H172ZM175 46V45H174ZM178 46H180V45H178ZM183 46V45H182ZM231 46H235V45H231ZM231 46H229V48L231 47ZM8 47H10V46H8ZM54 46H52V48L51 49H54L53 48ZM131 47V46H130ZM150 47V46H149ZM159 47V46H158ZM157 47V48H158ZM167 47H166V49H167ZM177 47V46H176ZM181 47V46H180ZM201 47V46H200ZM217 47V46H216ZM57 48V47H56ZM55 48V49H56ZM90 48H92V47H90ZM124 48V47H123ZM162 48V47H161ZM175 48V47H174ZM173 47H172V49H174ZM182 48V47H181ZM185 48H187V47H185ZM204 48V47H203ZM202 48V49H203ZM219 48V47H218ZM217 48V49H218ZM235 48V47H234ZM239 48L240 47H238V49L237 50H239ZM12 49V48H11ZM11 49H9V50H11ZM159 49H160V47H159ZM170 49V48H169ZM169 49H167V50H169ZM177 49H178V47H177ZM236 49V48H235ZM264 49V48H263ZM57 50V49H56ZM55 50V51H56ZM167 50H166V52H167ZM206 50V49H205ZM204 50V51H205ZM214 50V49H213ZM230 50H232V48L230 49ZM242 50H244V49H242ZM246 50V49H245ZM244 50V51H245ZM124 51V50H123ZM159 51V50H158ZM157 51V52H158ZM165 51V50H164ZM185 51V50H184ZM186 51H188V49H186ZM221 51V50H220ZM241 51V50H240ZM244 51H242V52H244ZM11 52V51H10ZM146 52V51H145ZM155 52V51H154ZM153 52V53H154ZM165 52V53H166ZM169 52V51H168ZM173 52V51H172ZM177 52V51H176ZM189 52V51H188ZM215 52V51H214ZM219 52V51H218ZM227 53V49H223L222 50V53ZM235 52V51H234ZM53 53H54V51H53ZM121 53V52H120ZM183 53V52H182ZM185 53V52H184ZM183 53V54H184ZM221 53V52H220ZM221 53V54H222ZM256 53V52H255ZM157 54V53H156ZM169 54V53H168ZM167 54V55H168ZM171 54H174V53H171ZM170 54V55H171ZM180 54H181V52H180ZM208 54V53H207ZM234 54V53H233ZM235 54H236V52H235ZM240 54V53H239ZM109 55V56H110ZM154 55V54H153ZM166 55V54H165ZM227 55V54H226ZM230 55V54H229ZM248 55V54H247ZM112 56V55H111ZM110 56V57H111ZM132 56H134V55H132ZM136 56V55H135ZM162 56V55H161ZM173 56V55H172ZM172 56H170V58L172 57ZM180 56V55H179ZM228 56V55H227ZM233 56V55H232ZM7 57H9V56H7ZM6 57V58H7ZM131 57V56H130ZM149 57V56H148ZM165 57V56H164ZM163 57V58H164ZM169 57V56H168ZM209 57H211V56H209ZM213 57V56H212ZM211 57V58H212ZM223 57V56H222ZM229 57V56H228ZM231 57V56H230ZM236 57V56H235ZM109 57H107V60H109L108 59ZM113 58V57H112ZM116 58V57H115ZM120 58V57H119ZM143 58V57H142ZM150 58V57H149ZM148 58V59H149ZM156 58V57H155ZM167 58V57H166ZM217 58H218V56H217ZM226 58V57H225ZM241 58V57H240ZM248 58V57H247ZM8 59V58H7ZM10 59V58H9ZM131 59V58H130ZM147 59V58H146ZM157 59V58H156ZM155 59V60H156ZM160 59H162V58H160ZM179 58H177V60H178ZM213 59V58H212ZM216 59V58H215ZM220 59V58H219ZM227 60H228V58H226ZM231 59V58H230ZM234 60H235V58H233ZM259 59V58H258ZM111 60V59H110ZM115 60V59H114ZM113 60V61H114ZM119 60H121V59H119ZM167 60V59H166ZM172 60V59H171ZM180 60V59H179ZM195 60V59H194ZM208 60V59H207ZM207 60H205V61H207ZM211 60V59H210ZM223 60V59H222ZM226 60V61H227ZM241 60V59H240ZM8 61V60H7ZM9 61H11V60H9ZM136 61V60H135ZM160 61V60H159ZM176 61V60H175ZM181 61H183V60H181ZM189 61H190V59H189ZM212 61V60H211ZM224 61V60H223ZM242 61H244V59L242 60ZM241 61V62H242ZM252 61V60H251ZM255 61V60H254ZM263 61V60H262ZM261 61V62H262ZM89 62V61H88ZM88 62H87V64H88ZM115 62V61H114ZM120 62H122V60L120 61ZM178 62V61H177ZM199 62V61H198ZM200 62H202V61H200ZM239 62V61H238ZM248 62V61H247ZM259 62H260V60H259ZM8 63H12V61L11 62H8ZM8 63H6V64H8ZM107 63V64H106ZM132 63V62H131ZM166 63H167V65H169V67H171L170 65H171V62H170V60H168V61H166ZM184 63V62H183ZM182 63V64H183ZM194 63H195V61H194ZM193 63V64H194ZM197 63V62H196ZM207 63H209V61L207 62ZM224 63H227V62H224ZM229 63H232V62H230L229 61ZM237 63V62H236ZM240 63V62H239ZM2 64V63H1ZM3 64H4V61H3ZM85 64H86V62H85ZM89 64H91L90 62H89ZM92 64L94 65V63L92 62ZM117 64V63H116ZM119 64V63H118ZM177 64V63H176ZM176 64H175V66H173V67H176ZM185 64V63H184ZM249 64V63H248ZM113 65V64H112ZM114 65H115V63H114ZM119 65H121V64H119ZM118 65V66H119ZM135 65V64H134ZM159 65V64H158ZM178 65V64H177ZM233 65V64H232ZM231 65V66H232ZM259 65V64H258ZM52 66H56V69L55 70H51V67ZM86 66V65H85ZM121 66H123V65H121ZM120 66V67H121ZM136 66V65H135ZM185 66V65H184ZM192 66V65H191ZM190 66V67H191ZM202 66V65H201ZM89 67V66H88ZM113 67V66H112ZM111 67V68H112ZM115 67V66H114ZM124 67V66H123ZM159 68H160V66H158ZM178 67H180L179 65H178ZM186 67V66H185ZM190 67H188L189 68V70H192V69H190ZM199 67H200V65H199ZM202 67H204V64H203V66ZM201 67V68H202ZM91 68V67H90ZM164 68V67H163ZM181 68H183V67H181ZM192 68V67H191ZM193 68H194V66H193ZM205 68V67H204ZM262 68V67H261ZM53 69V68H52ZM85 69H86V67H85ZM122 69V68H121ZM161 69H162V67H161ZM165 69V68H164ZM173 69V68H172ZM187 69V68H186ZM203 69V68H202ZM244 69V68H243ZM110 70V69H109ZM125 70V69H124ZM133 70V69H132ZM132 70H129V71H132ZM151 70H152V67H151ZM188 70V71H189ZM195 70V69H194ZM93 71V70H92ZM110 71H112L113 72V70H110ZM117 71V70H116ZM118 71H119V69H118ZM121 71V70H120ZM158 71V70H157ZM181 71H183L182 69H181ZM195 71H197V70H195ZM208 70H206L205 71V73L207 72ZM213 71H214V68H213ZM123 72V71H122ZM159 72V74H161L160 76H162L165 80H164V85H165V81H166V79H169V69H166V70H163V71H158ZM172 72V71H171ZM217 72V71H216ZM237 72V71H236ZM110 73V72H109ZM117 73V72H116ZM126 73H128V72H126ZM135 73V72H134ZM137 73V72H136ZM173 73V72H172ZM208 73L210 74V72L208 71ZM215 73V72H214ZM213 73V74H214ZM225 73V72H224ZM231 73V72H230ZM234 73V72H233ZM107 74V73H106ZM105 74V75H106ZM113 74V73H112ZM128 74H130V73H128ZM139 74V73H138ZM138 74H137V77H138ZM180 74V73H179ZM184 74V73H183ZM201 74V73H200ZM212 74V73H211ZM212 74V75H213ZM255 74V73H254ZM93 75V76H92ZM98 75V74H97ZM132 75V74H131ZM150 75H151V73H150ZM176 75V74H175ZM182 75V74H181ZM189 75V74H188ZM188 75H187V78H188ZM227 75V74H226ZM255 75H257V74H255ZM261 75V74H260ZM259 75V76H260ZM10 76V77H9ZM126 76H128V75H126ZM174 76V75H173ZM177 76V75H176ZM179 76V75H178ZM183 76V75H182ZM190 76V75H189ZM204 76V75H203ZM222 76V75H221ZM121 77V76H120ZM123 77H124V75H123ZM136 77V76H135ZM157 77V76H156ZM158 77H159V75H158ZM184 77V76H183ZM209 77V76H208ZM235 77V76H234ZM12 78L10 79V80H12ZM97 78H98V76H97ZM101 78V77H100ZM105 78V77H104ZM103 78V79H104ZM108 78V77H107ZM132 78V77H131ZM173 78V77H172ZM186 78V77H185ZM190 78V77H189ZM207 78V77H206ZM228 78V77H227ZM99 79V78H98ZM152 79H153V77H152ZM90 80V81H89ZM107 80V79H106ZM114 80V79H113ZM151 80V79H150ZM157 80V79H156ZM163 80V79H162ZM177 80V79H176ZM175 80V81H176ZM180 80V79H179ZM178 80V81H179ZM183 80H185L184 78H183ZM186 80H189V79H186ZM192 80V79H191ZM201 80H204V78L202 77V79ZM6 81H8V80H6ZM131 81H133V80H131ZM136 81H138V80H136ZM199 81H200V79H199ZM206 81V80H205ZM233 81V80H232ZM9 82V81H8ZM11 82V81H10ZM26 82V83H25ZM98 82H100L99 80H98ZM107 82V81H106ZM105 82V83H106ZM109 82H110V80H109ZM115 82V81H114ZM142 82V81H141ZM159 82V81H158ZM163 82V81H162ZM174 82V81H173ZM17 83V82H16ZM16 83H14V84H16ZM18 83V84H19ZM90 83V84H91ZM104 83V84H105ZM108 83V82H107ZM112 83V82H111ZM110 83V84H111ZM116 83V82H115ZM138 83V82H137ZM136 83V84H137ZM156 82H154V84H155ZM189 83V82H188ZM213 84H214V82H212ZM32 84V85H31ZM82 84V85H83ZM120 84V83H119ZM129 84V83H128ZM132 84V83H131ZM158 84V83H157ZM167 84V83H166ZM177 84H179V83H177ZM180 84H183V82L182 83H180ZM186 84V83H185ZM220 84H221V82H220ZM6 85V84H5ZM92 85V84H91ZM97 85V84H96ZM218 86H219V84H217ZM217 85H215V86H217ZM1 87H3V85H0ZM15 86V85H14ZM24 86V85H23ZM27 86V85H26ZM34 86V85H33ZM32 86V87H33ZM81 86V85H80ZM79 86V87H80ZM115 86V85H114ZM119 85H117L116 86V88L115 89H117V87H118ZM140 86V85H139ZM155 86V85H154ZM153 86V87H154ZM171 86V85H170ZM172 86H173V84H172ZM176 86V85H175ZM194 86V85H193ZM222 86V85H221ZM1 87H0V91L2 90L1 89ZM17 87V88H16ZM15 88L18 90V86H16ZM21 87V86H20ZM32 87L30 88V89H32ZM35 87V86H34ZM33 87V88H34ZM87 87H90V86H87ZM93 87V86H92ZM96 87V86H95ZM109 87V86H108ZM138 87V86H137ZM225 87V86H224ZM12 88V87H11ZM15 88H13L15 91H16V89ZM23 88V87H22ZM22 88H21V91H22ZM29 88V87H28ZM39 88V87H38ZM37 88V89H38ZM82 88H83V86H82ZM135 88V87H134ZM199 88H200V86H199ZM203 89H204V87H202ZM218 88V87H217ZM26 89V88H25ZM49 89L47 90V91H49ZM81 89V88H80ZM80 89H78V90H80ZM105 89V88H104ZM109 89V88H108ZM130 89V88H129ZM216 89V88H215ZM232 89V88H231ZM244 89V88H243ZM5 90V89H4ZM33 90V89H32ZM35 90V89H34ZM65 90V89H64ZM63 90V91H64ZM66 90V91H67ZM77 90V91H78ZM84 90V89H83ZM89 90H91V88L89 89ZM110 90V89H109ZM136 90V89H135ZM153 90V89H152ZM159 90V89H158ZM200 90H202L201 88H200ZM210 90V89H209ZM217 90H219V91H217V92H220V88L219 89H217ZM25 91V90H24ZM59 91V92H60ZM63 91H61V92H63ZM67 91V92H68ZM104 91V90H103ZM102 91V92H103ZM113 91H115V90H112V92ZM139 91V90H138ZM161 90H159L158 92H160ZM163 91V90H162ZM216 91V90H215ZM221 91H223V90H221ZM230 91V90H229ZM12 92V91H11ZM23 92V91H22ZM36 92H39L38 90L36 91ZM36 92H33V91H30L29 93H30V96L32 97V95L34 94V97H35V95H37L36 94ZM41 92V91H40ZM44 92H46V91H44ZM51 92V91H50ZM65 92V91H64ZM79 92H81V91H79ZM84 92V91H83ZM87 91H85V93H86ZM104 92H106V91H104ZM117 92V91H116ZM149 92V91H148ZM153 93L151 94V95H148V96H150L149 98H151V100H157L158 99V97H159V95H160V93H158L157 92V90H155V91H152ZM181 92V91H180ZM201 92V91H200ZM8 93H9V91H8ZM13 93V92H12ZM11 93V94H12ZM15 93H17V92H15ZM76 93V92H75ZM74 93V94H75ZM90 93V92H89ZM151 93V92H150ZM150 93H148V94H150ZM22 93H20V95H21ZM25 94V93H24ZM23 94V95H24ZM32 94V95H31ZM39 94V93H38ZM41 94V93H40ZM42 94H43V92H42ZM47 94V93H46ZM49 94V93H48ZM71 94V93H70ZM77 94V93H76ZM80 94V93H79ZM87 94V93H86ZM92 94V93H91ZM105 94V93H104ZM104 94L102 93V97L104 96ZM106 94H108V92L106 93ZM114 94V93H113ZM119 94V93H118ZM198 94H200V93H198ZM246 94V93H245ZM19 95V94H18ZM45 95V94H44ZM95 95V94H94ZM170 95V94H169ZM177 95V94H176ZM202 95V94H201ZM211 95V94H210ZM229 95V94H228ZM15 96H16V94H15ZM43 96V95H42ZM56 96V95H55ZM67 96V95H66ZM69 96V95H68ZM73 95H71L70 97H72ZM90 96V95H89ZM111 96V95H110ZM124 96V95H123ZM147 96V97H148ZM203 96V95H202ZM226 96V95H225ZM10 97V96H9ZM18 97V96H17ZM26 97V96H25ZM24 97V98H25ZM37 97V96H36ZM40 97V96H39ZM39 97H38V101H39ZM48 97V96H47ZM75 97H76V95H75ZM81 97V96H80ZM185 97V96H184ZM21 98V97H20ZM23 98V97H22ZM27 98V97H26ZM77 98V97H76ZM113 98H114V95H113ZM2 99V98H1ZM30 99V98H29ZM59 99V98H58ZM64 99V98H63ZM78 99V98H77ZM96 99H97V97H96ZM162 99V98H161ZM182 99V98H181ZM25 100V99H24ZM31 100V99H30ZM55 100V99H54ZM62 100V99H61ZM65 100V99H64ZM83 100V99H82ZM93 100V99H92ZM106 100V99H105ZM209 100V99H208ZM36 101V100H35ZM59 101H60V99H59ZM150 101V100H149ZM224 101V100H223ZM37 102V101H36ZM40 102V101H39ZM43 102V101H42ZM45 102H46V100H45ZM48 102H49V100H48ZM129 102V101H128ZM142 102V101H141ZM162 102H164V101H162ZM198 102V101H197ZM38 103V102H37ZM36 103V104H37ZM44 103V102H43ZM57 103V102H56ZM67 103V102H66ZM79 103V102H78ZM83 103V102H82ZM90 103V102H89ZM146 103V102H145ZM151 103H153V101L151 102ZM155 103V102H154ZM246 103H247V101H246ZM14 104V103H13ZM35 104V105H36ZM45 104V103H44ZM60 104V106H61V104H62V101H61V103H59ZM58 104V105H59ZM141 104V103H140ZM28 105H30V104H28ZM34 105V104H33ZM46 105H48V104H46ZM58 105H56V106H58ZM65 105V104H64ZM75 105V104H74ZM85 105V104H84ZM87 105V104H86ZM155 105H156V103H155ZM183 105V104H182ZM37 106V105H36ZM40 106V105H39ZM44 106V105H43ZM42 106V107H43ZM50 106V105H49ZM56 106H51L50 108H49V112L51 113V115H55L56 114V109L58 108H56ZM67 106V105H66ZM69 106V105H68ZM92 106V105H91ZM135 106V105H134ZM141 106V105H140ZM156 106H158V105H156ZM168 106V105H167ZM35 107V106H34ZM63 107V106H62ZM149 107V106H148ZM159 107V106H158ZM161 107V106H160ZM253 107V106H252ZM45 108V107H44ZM59 108H61V107H59ZM69 108V107H68ZM71 108V107H70ZM73 108V110H74V107H72ZM71 108V109H72ZM152 110L150 109V107L148 108V111L150 110V111H152V112H150V113H148V115H147V117L150 119V120H154V119H156L157 117H156V115H155V110H156V107H155V109H154V107H153V105H152ZM211 108V107H210ZM42 109V108H41ZM63 109V108H62ZM158 110H159V108H157ZM198 109V108H197ZM3 110V109H2ZM7 110V109H6ZM61 110V109H60ZM64 110H65V108H64ZM77 110H79V109H77ZM161 110V109H160ZM169 110V109H168ZM66 111V110H65ZM70 111V110H69ZM192 111V110H191ZM243 111H244V109H243ZM7 112H8V110H7ZM10 112V111H9ZM30 112V111H29ZM48 112V111H47ZM82 112V111H81ZM114 112V111H113ZM119 112V111H118ZM134 112V111H133ZM142 112H144L143 110H142ZM141 112V113H142ZM157 112V111H156ZM222 112V111H221ZM4 113H6V112H4ZM69 113V112H68ZM74 113V112H73ZM79 113V112H78ZM77 113V114H78ZM147 113V112H146ZM189 113V112H188ZM219 113V112H218ZM7 114V113H6ZM77 114H76V116H77ZM70 115V117H72V118H74L73 116H72V113L71 114H69ZM73 115H75V114H73ZM135 115V114H134ZM158 115V114H157ZM160 115V114H159ZM162 115H163V113H162ZM188 115V114H187ZM58 116V115H57ZM57 116L55 117V118H57ZM60 116V115H59ZM161 116V115H160ZM135 117V116H134ZM60 117H58V119H59ZM62 118V117H61ZM83 118V117H82ZM81 118V119H82ZM90 118V117H89ZM129 118V117H128ZM137 118V117H136ZM142 118H143V115H142ZM142 118H139L140 120L142 119ZM160 118V117H159ZM164 118V117H163ZM21 119V118H20ZM74 119H77V118H74ZM135 119V118H134ZM138 119V120H139ZM147 119V118H146ZM172 119V118H171ZM220 119V118H219ZM57 120V119H56ZM63 120H65L64 119V117H63ZM80 120V119H79ZM88 120V119H87ZM143 120H145V119H143ZM163 120L164 119H162V122H163ZM167 120V119H166ZM66 121V120H65ZM64 121V122H65ZM78 121V120H77ZM128 121V120H127ZM132 121V120H131ZM136 121V120H135ZM154 121H156V120H154ZM74 122V121H73ZM76 122V121H75ZM74 122V123H75ZM130 122V121H129ZM136 122H138V121H136ZM159 123H160V121H158ZM162 122H161V124H162ZM246 122V121H245ZM51 123V122H50ZM61 123H63L62 121H61ZM70 123V122H69ZM82 123V122H81ZM115 123V122H114ZM132 123V122H131ZM151 123V122H150ZM156 124H155V126L157 125V122H155ZM166 123V122H165ZM171 123V122H170ZM241 123V122H240ZM1 124V123H0ZM67 125V122H65L64 123V125ZM80 124V123H79ZM89 124V123H88ZM91 124H93V123H91ZM116 124V123H115ZM133 124V123H132ZM138 124V123H137ZM146 124V123H145ZM145 124H144V126H145ZM160 124V125H161ZM164 124V123H163ZM162 124V125H163ZM169 124V123H168ZM183 124V123H182ZM73 126H74V124H72ZM80 125H82V124H80ZM134 125V124H133ZM142 125V124H141ZM150 125V124H149ZM165 125H167V124H165ZM223 125V124H222ZM32 126V125H31ZM39 126V125H38ZM68 126H69V124H68ZM135 126V125H134ZM138 126V125H137ZM143 126V125H142ZM141 126V127H142ZM171 126V125H170ZM187 126V125H186ZM77 127V126H76ZM151 127H152V125H151ZM161 128H163V126H160ZM172 127V126H171ZM178 127H180V126H178ZM64 128H65V126H64ZM80 128V127H79ZM122 128H123V126H122ZM138 128V127H137ZM143 128V127H142ZM145 128V127H144ZM147 128V127H146ZM160 128V129H161ZM169 128V127H168ZM174 128V127H173ZM155 129V128H154ZM157 129V128H156ZM180 129V128H179ZM235 129V128H234ZM50 130V129H49ZM80 130H81V128H80ZM90 130V129H89ZM127 130V129H126ZM134 130V129H133ZM180 130H182L183 131V129L181 128ZM186 130V129H185ZM226 130V129H225ZM25 131V130H24ZM61 131V130H60ZM73 131V130H72ZM155 130H152V131H149V128H148V131L147 132H139V131H137L135 134H133V136L132 137H127L126 139H123L122 140V143L124 144V146L121 144V148H122V146H123V148H122V150L125 148V156H127L128 158H130V156H132V152H133V149H132V152H131V149H130V146L133 144V141H139V144H140V142L143 144V146L145 147V149H147V165H144L145 166V168L143 169V170H141V168H138L139 166V164L138 163H136V164H138L137 166H135V164H132L131 163V161H128V162H125V163H121V161H119L118 163H117V165H116V168H115V170H113L114 172H112V174H110L109 172L107 173V172H104V180L105 181H101V183H99V185H92V183L94 182H92L91 184L89 183V189H88V193H86L85 194V196H84V200H83V202H80V204H79V207L78 208H80V210H82L84 213L83 214H85V215H87V217H86V219H84V221H87V222H90L89 221V219L92 217L93 218V216H94V218H95V220L97 219L98 220V223H101L102 225L104 224V227H105V225L107 226V227H109V230L111 229L112 230V232L113 233H115L114 234V237L113 238H115V242H116V246H118V247H121V245L126 241H124V238L126 237V239H127V235L129 234V235H131V233L133 234H135L136 235V233L138 234V237L139 236H141L142 238L143 237H145V238H147V239H149L153 244L154 243H156L157 241H158V239H157V235H156V231L158 230V229H160V228H162V227H164L165 229H169L170 231H171V227H172V225H175L176 226V221L178 220V219H180V218H178V216H179V214H180V212H181V210H180V205L177 203V202H174V200L172 201V199H174V197L173 196H175V194H177V192H179V190H180V182H179V180L181 179L180 178V176H182L181 175V173H180V175L177 177V176H174L173 175V178L170 180V182H168V180H167V177H166V175H165V173H168V171L166 170V172L164 173V171H163V169H161L160 167H161V164L164 162V160H162V156L159 154V153H157L156 152V148L158 147V145H160V140H159V138H160V135H161V133L159 134V132L157 133V131L156 132H154ZM168 131V130H167ZM166 131V132H167ZM181 131V132H182ZM195 131V130H194ZM221 131V130H220ZM93 132V131H92ZM114 132V131H113ZM121 132V131H120ZM163 132H164V129H163ZM169 132H170V130H169ZM169 132H167V133H169ZM172 132H174V131H172ZM171 132V133H172ZM178 132V131H177ZM177 132H175L176 133V135H177ZM181 132L179 133L180 135H181ZM183 132H185V131H183ZM187 132V131H186ZM118 133V132H117ZM191 133V132H190ZM195 133H196V131H195ZM1 134H3V133H1ZM70 134V133H69ZM125 134V133H124ZM164 134V133H163ZM178 134V136H180ZM34 135H35V133H34ZM103 135V134H102ZM101 135V136H102ZM125 135H127V134H125ZM171 135V134H170ZM194 135H196V134H194ZM193 135V136H194ZM217 135V134H216ZM215 135V136H216ZM94 136V135H93ZM121 136V135H120ZM123 136V135H122ZM162 136V135H161ZM172 136H173V134H172ZM80 137V136H79ZM95 137H96V135H95ZM126 137V136H125ZM171 137V136H170ZM174 137H176V136H174ZM184 137V136H183ZM189 137V136H188ZM207 137V136H206ZM205 137V138H206ZM29 138V137H28ZM167 138V137H166ZM177 138H179V137H177ZM186 138V137H185ZM192 138V137H191ZM194 139H196L195 137H193ZM192 138V139H193ZM220 138H221V136H220ZM224 138V137H223ZM171 139H172V137H171ZM175 139V138H174ZM182 139V138H181ZM180 139V140H181ZM184 139V138H183ZM192 139H190V140H192ZM198 139V138H197ZM60 140V139H59ZM82 140V139H81ZM94 140V139H93ZM173 140V139H172ZM185 140V139H184ZM6 141V140H5ZM106 141V140H105ZM220 141V140H219ZM167 142V141H166ZM185 142H187V140L185 141ZM185 142H183V143H185ZM188 142H189V140H188ZM194 142V141H193ZM196 142H198V141H196ZM22 143V142H21ZM34 143H36V142H34ZM120 143V142H119ZM138 143V142H137ZM136 143V144H137ZM182 143V144H183ZM190 143V142H189ZM57 144V143H56ZM141 144V145H142ZM177 144H179V146H181L180 145V143H178L177 142ZM193 144V143H192ZM196 145H197V143H195ZM195 144H194V146H195ZM161 145H163V144H161ZM160 145V146H161ZM165 145V144H164ZM238 145V144H237ZM13 146V145H12ZM56 146V145H55ZM134 146H135V144L133 145V148H134ZM174 146H175V144H174ZM178 146V145H177ZM189 146V145H188ZM191 146V145H190ZM164 147V146H163ZM163 147H161V148H163ZM196 148L198 147V146H195ZM203 147V146H202ZM201 147V148H202ZM205 147V146H204ZM208 147V146H207ZM206 147V148H207ZM211 147V146H210ZM235 147H238V146H235ZM127 148V149H126ZM159 148V147H158ZM176 148H179V147H176ZM175 148V149H176ZM195 148V149H196ZM206 148H205V151H206ZM209 148V147H208ZM221 148V147H220ZM231 148V147H230ZM67 149V148H66ZM96 149V148H95ZM118 149H120V148H118ZM143 148H141V150H142ZM160 149V148H159ZM165 148H163V150H164ZM167 149V148H166ZM181 149V148H180ZM197 149H199V148H197ZM13 150V149H12ZM19 150V149H18ZM140 150V149H139ZM161 150V149H160ZM168 150V149H167ZM170 150H171V148H170ZM169 150V151H170ZM177 150V149H176ZM243 150V149H242ZM40 151V150H39ZM124 151V150H123ZM122 151V152H123ZM188 148H186L185 150H182V151H180V155H182L183 153H184V155H185V153L187 154L188 153ZM196 151H198V150H196ZM227 151V150H226ZM236 151V150H235ZM38 152V151H37ZM119 152V151H118ZM121 152V153H122ZM138 152V151H137ZM141 152V151H140ZM177 152H178V150H177ZM199 152H202L201 150L199 151ZM204 152V151H203ZM212 152V151H211ZM244 152V151H243ZM243 152H242V154H243ZM69 153V152H68ZM169 154L170 153H172V151L171 152H168ZM192 153V152H191ZM195 153V152H194ZM255 153V152H254ZM81 154V153H80ZM134 155H135V153H133ZM140 154V153H139ZM197 154V153H196ZM200 154V153H199ZM117 155V154H116ZM121 155V154H120ZM167 155V154H166ZM173 155V154H172ZM177 155H178V153H177ZM182 156V158H184L185 156ZM193 155V154H192ZM212 155V154H211ZM220 155V154H219ZM238 155V154H237ZM35 156V155H34ZM72 156V155H71ZM190 156H191V154H190ZM195 156V155H194ZM193 156V157H194ZM216 156V155H215ZM221 156V155H220ZM239 156V155H238ZM84 157H85V155H84ZM98 157V156H97ZM123 157V156H122ZM145 157V156H144ZM164 157V156H163ZM192 157V156H191ZM192 157V158H193ZM200 157H201V155H200ZM214 157V156H213ZM12 158V157H11ZM68 158V157H67ZM142 158V157H141ZM168 158H169V156H168ZM175 158V157H174ZM186 158V157H185ZM189 158V157H188ZM195 158V157H194ZM219 158V157H218ZM236 158V157H235ZM245 158V157H244ZM250 158V157H249ZM31 159V158H30ZM34 159V158H33ZM118 159V158H117ZM123 159V158H122ZM138 159V158H137ZM191 159V158H190ZM195 159H197V158H195ZM195 159L193 160L194 162H195ZM202 159H203V157H202ZM125 160H126V158H125ZM131 160V159H130ZM133 160V159H132ZM146 160V159H145ZM167 160V159H166ZM178 160V159H177ZM182 160H186V159H182ZM201 160V159H200ZM227 160V159H226ZM34 161V160H33ZM36 161V160H35ZM85 161V160H84ZM96 161H97V159H96ZM95 161V162H96ZM123 161V160H122ZM190 161V160H189ZM192 161V160H191ZM198 161V160H197ZM210 161V160H209ZM229 161V160H228ZM251 161V160H250ZM263 161V160H262ZM24 162V161H23ZM31 162V161H30ZM54 162V161H53ZM82 162V161H81ZM138 162V161H137ZM168 162V161H167ZM166 162V163H167ZM183 162V161H182ZM216 162V161H215ZM264 162V161H263ZM34 163V162H33ZM43 163V162H42ZM73 163V162H72ZM140 163V162H139ZM165 163V162H164ZM174 163V162H173ZM189 163V162H188ZM196 163H198V162H196ZM195 163V165H197ZM200 163V162H199ZM236 163V162H235ZM25 164V163H24ZM27 164V163H26ZM30 164H32V163H30ZM39 164V163H38ZM45 164V163H44ZM69 164V163H68ZM143 164H144V162H143ZM143 164H141V165H143ZM176 164V163H175ZM175 164H173V165H175ZM186 164H187V162H186ZM225 164V163H224ZM249 164V163H248ZM76 165V164H75ZM140 165V166H141ZM204 165V164H203ZM43 166V165H42ZM91 166V165H90ZM165 166V165H164ZM163 165H162V167H164ZM169 166V165H168ZM185 166V165H184ZM219 166V165H218ZM240 166V165H239ZM242 166V165H241ZM263 166V165H262ZM33 167V166H32ZM86 167V166H85ZM92 167H93V165H92ZM143 167V166H142ZM178 167V166H177ZM180 167V166H179ZM186 167V169H185V171L187 170V173L190 175V174H194L197 170H195L194 169V166H192L193 168H191V164H189V165H187V166H185ZM210 167V166H209ZM28 168V167H27ZM30 168V167H29ZM72 168V167H71ZM90 168V167H89ZM166 168V167H165ZM170 168V167H169ZM173 168V167H172ZM73 169V168H72ZM71 169V170H72ZM80 169V168H79ZM97 169V168H96ZM178 169V168H177ZM197 169V168H196ZM229 169V168H228ZM62 170H63V168H62ZM111 170V169H110ZM165 170V169H164ZM172 170V169H171ZM170 170V171H171ZM179 170V169H178ZM180 170H181V168H180ZM198 170H199V168H198ZM201 170V169H200ZM231 170V169H230ZM49 171V170H48ZM76 171V170H75ZM89 171V170H88ZM93 171V170H92ZM104 171V170H103ZM106 171H107V169H106ZM184 171V170H183ZM216 171V170H215ZM45 172V171H44ZM66 172H69V171H66ZM65 172V173H66ZM99 172V171H98ZM199 172V171H198ZM202 172V171H201ZM211 172V171H210ZM213 172V171H212ZM72 173V172H71ZM81 173V172H80ZM84 173V172H83ZM100 173V172H99ZM186 173V172H185ZM214 173V172H213ZM225 173V172H224ZM10 174H11V172H10ZM49 174V173H48ZM82 174V173H81ZM205 174V173H204ZM231 174V173H230ZM71 175V174H70ZM83 175V174H82ZM170 175V174H169ZM168 175V176H169ZM198 175H200V174H198ZM208 175V174H207ZM250 175V174H249ZM252 175V174H251ZM24 176V175H23ZM44 176V175H43ZM67 176V175H66ZM202 176V175H201ZM223 176V175H222ZM235 176V175H234ZM233 176V177H234ZM242 176V175H241ZM258 176V175H257ZM69 177V176H68ZM71 177V176H70ZM76 177H77V175H76ZM81 177V176H80ZM80 177H77V179L78 178H80ZM92 177V176H91ZM171 177V175L169 176V178ZM191 177V176H190ZM193 177L195 178V177H197V176H194L193 175ZM205 177L207 178V176L205 175ZM212 177V176H211ZM225 177V176H224ZM30 178V177H29ZM168 178V179H169ZM183 178H185L186 179V183H188V185H189V182H191V181H189V179H191V178H189L188 179V175L187 176H183ZM208 178H210V177H208ZM21 179V178H20ZM84 179V178H83ZM90 179V178H89ZM102 179V178H101ZM198 180H199V178H197ZM212 179V178H211ZM214 179V178H213ZM227 179V178H226ZM31 180V179H30ZM54 180V179H53ZM82 180V179H81ZM110 180H112V181H110ZM191 180H194V179H191ZM201 180V179H200ZM206 180V179H205ZM228 180H230V179H228ZM246 180V179H245ZM20 181V180H19ZM65 181V180H64ZM85 181V180H84ZM185 181V180H184ZM196 181V180H195ZM218 181V180H217ZM249 181V180H248ZM261 181V180H260ZM44 182V181H43ZM66 182V181H65ZM72 182V181H71ZM81 182V181H80ZM82 182H83V180H82ZM91 182V181H90ZM109 182H112L111 184H109ZM182 182V181H181ZM214 182V181H213ZM212 182V183H213ZM231 182V181H230ZM229 182V183H230ZM241 182V181H240ZM16 183V182H15ZM69 182L67 181V184H68ZM86 183H87V181H86ZM193 183H195L194 181H193ZM209 183V182H208ZM224 183V182H223ZM228 183V184H229ZM233 183V182H232ZM26 184V183H25ZM209 184H211V183H209ZM208 184V185H209ZM216 184V183H215ZM224 184H226V182L224 183ZM258 184V183H257ZM66 185V184H65ZM85 185V184H84ZM187 185V186H188ZM191 185H193L192 183H191ZM190 185V186H191ZM213 185V184H212ZM227 185V184H226ZM234 185V184H233ZM242 185V184H241ZM247 185V184H246ZM264 185V184H263ZM51 186V185H50ZM200 186H201V184H200ZM204 186V185H203ZM209 186H211V185H209ZM221 186V185H220ZM229 186V185H228ZM46 187H47V185H46ZM68 187H70V184H69V186ZM86 187H87V184H86ZM196 187H197V185H196ZM207 187V186H206ZM216 187H219V185L218 186H216ZM225 187V186H224ZM227 187V186H226ZM225 187V188H226ZM249 187V186H248ZM48 188V187H47ZM46 188V189H47ZM183 188V187H182ZM191 188H193V187H191ZM199 188H201V187H199ZM211 188H213V187H211ZM210 188V189H211ZM220 188V187H219ZM241 188V187H240ZM70 189H71V187H70ZM188 189H190V188H188ZM206 189H209V188H206ZM214 189V188H213ZM243 189V188H242ZM257 189V188H256ZM62 190V189H61ZM74 190V189H73ZM185 190V189H184ZM199 190V189H198ZM202 190V189H201ZM200 190V191H201ZM214 190H216V189H214ZM219 190V189H218ZM221 190H222V188H221ZM15 191V190H14ZM47 191V190H46ZM45 191V192H46ZM54 191V190H53ZM69 191V190H68ZM71 191V190H70ZM182 191V190H181ZM186 191V190H185ZM189 191V190H188ZM192 191V190H191ZM211 191V190H210ZM217 191V190H216ZM215 191V192H216ZM245 191V190H244ZM26 192V191H25ZM206 192H207V190H206ZM220 192V191H219ZM223 191H221V193H222ZM242 192V191H241ZM181 193V192H180ZM194 193V192H193ZM211 193V192H210ZM217 193V192H216ZM220 193V194H221ZM17 194V193H16ZM26 194V193H25ZM183 194V193H182ZM185 194V193H184ZM187 194V193H186ZM191 194V193H190ZM196 194H197V192H196ZM195 193H194V196L196 195ZM198 194H200V193H198ZM45 195V194H44ZM179 195V194H178ZM13 196L15 197V195L13 194ZM47 196V195H46ZM54 196V195H53ZM187 196H189L188 194H187ZM202 196V195H201ZM204 196H205V194H204ZM204 196H202V197H204ZM210 196V195H209ZM216 196H217V194H216ZM218 196H219V194H218ZM50 197V196H49ZM79 197V196H78ZM180 197V196H179ZM184 197V196H183ZM193 197V196H192ZM200 197V196H199ZM214 197H215V195H214ZM213 197V198H214ZM264 197V196H263ZM45 198V197H44ZM43 198V199H44ZM177 198V197H176ZM187 198V197H186ZM189 198H190V196H189ZM205 198H206V196H205ZM207 198H208V196H207ZM211 199H212V197H210ZM217 198V197H216ZM239 198V197H238ZM6 199V198H5ZM12 199V198H11ZM46 199V198H45ZM61 199V198H60ZM112 199V202L110 203V201L109 200H111ZM178 199V198H177ZM184 199V198H183ZM192 198H190L189 199V201L191 200ZM219 199V198H218ZM243 199V198H242ZM261 199V198H260ZM13 200H14V198H13ZM19 200V199H18ZM196 200H197V198H196ZM202 200V199H201ZM204 200V199H203ZM207 200H209V199H207ZM213 200V199H212ZM221 200V199H220ZM5 201V200H4ZM51 201V200H50ZM95 201H97V203L99 202L100 204L102 203V204H105L103 207H104V211H102V214H101V216L100 215H95L94 214V210L92 209V204L95 202ZM106 201H107V203H108V201H109V203L111 204L110 206H108V205H106ZM176 201V200H175ZM185 201V200H184ZM192 201H193V199H192ZM191 201V202H192ZM231 201V200H230ZM7 202H9V201H7ZM11 202V201H10ZM18 202V201H17ZM17 202H15V204L17 203ZM35 202V201H34ZM188 202V201H187ZM196 202V201H195ZM220 202V201H219ZM254 202V201H253ZM264 202V201H263ZM12 203V202H11ZM14 203V202H13ZM45 203V202H44ZM179 203H180V201H179ZM53 204V203H52ZM52 204H48V205H51L52 206ZM67 204V203H66ZM182 204V203H181ZM184 204V203H183ZM197 204V203H196ZM210 204V203H209ZM249 204V203H248ZM261 204V203H260ZM55 205V204H54ZM53 205V206H54ZM65 205V204H64ZM73 205H75V204H73ZM185 205V204H184ZM189 205H190V203H189ZM201 205V204H200ZM8 206V205H7ZM66 206V205H65ZM92 206V207H91ZM186 206H187V208H188V205L186 204ZM194 206V205H193ZM218 206V205H217ZM48 207L49 206H47L46 208H47V211H48ZM58 207V206H57ZM100 207V206H99ZM103 207H100V208H103ZM106 207V208H105ZM212 207H213V205H212ZM216 207V206H215ZM50 208H52V207H50ZM49 208V210H51ZM54 208V207H53ZM55 208H56V206H55ZM74 208H76V207H74ZM186 208V209H187ZM192 208H194V207H192ZM191 208V209H192ZM209 208V207H208ZM217 208V207H216ZM224 208V207H223ZM244 208V207H243ZM13 209V208H12ZM59 209V208H58ZM62 209V208H61ZM197 209V208H196ZM206 209V208H205ZM210 209V208H209ZM212 209V208H211ZM222 209V208H221ZM5 210V209H4ZM71 210V209H70ZM78 210V209H77ZM183 210V209H182ZM217 210H219V209H217ZM244 210V209H243ZM8 211V210H7ZM16 211V210H15ZM47 211H45V214L43 215V219L42 218H39V219H42V221H43V224H44V228H43V230H41L40 228H39V226L38 225H36V224H30V225H28L27 226V234L29 235V238H30V241L27 243H25V244H27V245H25V246H22L21 245V243L22 242H18V241H16V242H14V245H13V249H9L8 248V246L9 245H7L8 243L6 242L7 240H6V237H8L11 233H13V232H10V230H12V228L13 227H11V229H9V226H8V228H3V227H0V237L2 238L1 240V243H0V264H36V262H37V258H39V257H45L46 259H52V260H54V257H55V260H56V257L57 256H55V254H57V252L56 251H58L59 249L61 250V248L62 247H64L66 244H67V241L68 240H71V229L69 230L68 228H67V226L70 224V222H69V224L68 225H66V223H68L66 220L67 219H65V218H67V217H64V215L63 216H61V215H57V214H55V213H49V212H47ZM192 211V210H191ZM216 211V210H215ZM17 212V211H16ZM58 212H59V210H58ZM81 212V211H80ZM101 212V211H100ZM189 212V211H188ZM193 212H195V211H193ZM217 212V211H216ZM219 212V211H218ZM224 212V211H223ZM60 213V212H59ZM69 213V211L67 212V214ZM70 213H72V211L70 212ZM69 213V214H70ZM93 213V214H92ZM99 213V212H98ZM110 213H114L113 215H115L114 217H111V214ZM209 213V212H208ZM248 213V212H247ZM260 213V212H259ZM42 214V213H41ZM186 214V213H185ZM2 215V214H1ZM1 215H0V217H1ZM32 215V214H31ZM74 215V214H73ZM80 215V214H79ZM81 215H82V213H81ZM202 215V214H201ZM210 215V214H209ZM10 216V215H9ZM13 216H14V214H13ZM33 216H35V215H33ZM66 216V215H65ZM71 216V215H70ZM70 216H68V217H70ZM189 216V215H188ZM257 216V215H256ZM76 217V216H75ZM262 217V216H261ZM71 218V217H70ZM209 218V217H208ZM29 219V218H28ZM38 219V218H37ZM83 219V218H82ZM182 219H183V217H182ZM251 219V218H250ZM13 220V219H12ZM19 220V219H18ZM24 220V219H23ZM91 220H93V219H91ZM97 220H96V222H97ZM204 220H205V218H204ZM232 220V219H231ZM3 221V220H2ZM27 221V220H26ZM42 221H41V223H42ZM68 221H69V219H68ZM81 221V220H80ZM197 221V220H196ZM206 221V220H205ZM32 222V221H31ZM206 222H208V221H206ZM7 223V225H8V223L9 222H6ZM22 223V222H21ZM30 223V222H29ZM183 223V222H182ZM192 223V222H191ZM194 223V222H193ZM211 223H212V225H213V222L211 221ZM211 223L210 222H208L207 224H206V226L208 225V224H210L211 225ZM249 223V222H248ZM42 224V225H43ZM89 224V223H88ZM90 224H91V222H90ZM180 224V223H179ZM195 224V223H194ZM238 224V223H237ZM9 225H10V223H9ZM13 225V224H12ZM25 225V224H24ZM87 225V224H86ZM96 226L98 225V224H95ZM101 225V226H102ZM178 225V224H177ZM183 225V224H182ZM181 225V226H182ZM255 225V224H254ZM1 226V225H0ZM69 226H71V225H69ZM73 226V225H72ZM77 226V225H76ZM184 226V225H183ZM182 226V227H183ZM209 226V225H208ZM24 227H26V225L24 226ZM23 227V228H24ZM43 227V226H42ZM90 227V226H89ZM177 227V226H176ZM180 227V226H179ZM185 227V226H184ZM212 227V226H211ZM234 227V226H233ZM15 228V227H14ZM103 228V227H102ZM106 228V227H105ZM173 228V227H172ZM178 228V227H177ZM181 228V227H180ZM249 228V227H248ZM22 229V228H21ZM88 229V228H87ZM179 229V228H178ZM204 229V228H203ZM211 229H213V228H211ZM100 230H101V228H100ZM163 231H164V229H162ZM206 230H208V229H206ZM205 230V231H206ZM222 230V229H221ZM13 231H15V230H13ZM71 231V232H70ZM91 231V230H90ZM94 231H95V229H94ZM93 231V232H94ZM161 231V230H160ZM167 231V230H166ZM174 232L176 231V230H173ZM181 231H183L182 229H181ZM202 231V230H201ZM108 232H110V231H108ZM112 232H111V237H112ZM179 232V231H178ZM186 232V231H185ZM206 232H208V231H206ZM216 232V231H215ZM22 233V232H21ZM160 233V232H159ZM172 233V232H171ZM195 233V232H194ZM199 233V232H198ZM202 233V232H201ZM169 234V233H168ZM168 234L166 235V236H168ZM174 234V233H173ZM180 234V233H179ZM203 234V233H202ZM213 234V233H212ZM251 234V233H250ZM89 235V234H88ZM103 235V234H102ZM128 235V236H129ZM209 235V234H208ZM14 236V235H13ZM25 236V235H24ZM91 236V235H90ZM97 236V235H96ZM255 236V235H254ZM28 237V236H27ZM104 237V236H103ZM176 237H178V236H176ZM207 237V236H206ZM209 237H210V235H209ZM208 237V238H209ZM212 237H213V235H212ZM217 237V236H216ZM258 237V236H257ZM13 238V237H12ZM73 238H74V236H73ZM98 238V237H97ZM136 238H137V236H136ZM140 238V237H139ZM138 238V239H139ZM164 238V237H163ZM168 238H169V236H168ZM172 238H173V236H172ZM179 238V237H178ZM184 238V237H183ZM205 238V237H204ZM20 240L19 238H17L16 237V240ZM89 239V238H88ZM99 239V238H98ZM141 239V238H140ZM162 239V238H161ZM171 239V238H170ZM180 239V238H179ZM198 239V238H197ZM216 239V238H215ZM239 239V238H238ZM255 239V238H254ZM26 240V239H25ZM65 240H67L66 241V244L64 245L63 244V241H65ZM135 240V239H134ZM169 240V239H168ZM263 240V239H262ZM9 241V240H8ZM24 241V240H23ZM27 241H28V239H27ZM83 241V240H82ZM92 240H88L87 241V247L90 245L91 246V249L93 248L92 246L94 245V243H92L91 242ZM96 241V240H95ZM94 241V242H95ZM147 241V240H146ZM202 241H205L204 239L202 240ZM208 241H210V240H208ZM207 241V242H208ZM73 242H75V241H73ZM166 242H167V240H166ZM170 242V241H169ZM173 242V241H172ZM206 242V241H205ZM214 242V241H213ZM256 242V241H255ZM258 242V241H257ZM10 243H11V241H10ZM34 243L36 244V246L37 247H35V245H34ZM65 243V242H64ZM162 243V242H161ZM165 243V242H164ZM189 243V242H188ZM23 244V243H22ZM70 244V243H69ZM71 244H72V242H71ZM104 244V243H103ZM106 244V243H105ZM142 244V243H141ZM150 244V243H149ZM158 244V243H157ZM170 244V243H169ZM174 244V243H173ZM198 244V243H197ZM196 244V245H197ZM201 244V243H200ZM202 244H204V248L206 249V247H205V245L207 244V243H203L202 242ZM250 244V243H249ZM11 245H12V243H11ZM68 245V244H67ZM75 245V244H74ZM77 245V244H76ZM79 246H80V244H78ZM77 245V246H78ZM128 245V244H127ZM126 245V246H127ZM167 245V244H166ZM171 245V244H170ZM199 245V244H198ZM38 246H39V248H38ZM76 246V247H77ZM86 246V245H85ZM140 246V245H139ZM144 246V245H143ZM201 246H203V245H201ZM209 246H210V243H209ZM214 246V245H213ZM252 246V245H251ZM259 246V245H258ZM70 247V246H69ZM72 247V246H71ZM83 247V246H82ZM81 247V248H82ZM100 247V246H99ZM147 247V246H146ZM200 247V246H199ZM248 247V246H247ZM68 248V247H67ZM74 248V247H73ZM95 248V247H94ZM93 248V249H94ZM201 248V247H200ZM199 248V249H200ZM209 248V247H208ZM83 249V248H82ZM82 249H81V251H82ZM96 249V248H95ZM59 250V251H60ZM79 250V249H78ZM118 250V249H117ZM193 250V249H192ZM191 250V251H192ZM204 250V249H203ZM202 250V251H203ZM254 250V249H253ZM73 251V250H72ZM204 251H206V250H204ZM204 251H203V253H204ZM231 251H232V249H231ZM241 251V250H240ZM244 251V250H243ZM66 252V251H65ZM64 252V253H65ZM93 252H95L94 250H93ZM93 252H91V253H93ZM97 252V251H96ZM98 252H100V251H98ZM207 252V251H206ZM83 253V252H82ZM214 253V252H213ZM239 253V252H238ZM88 254V253H87ZM85 252H84V255L83 254H81V252H80V255H83L82 257H81V262L83 261V264L84 263H86V262H90L91 261V263H93L92 262V260H94L95 258H94V256L92 255V256H90V254H88L87 255ZM119 254V253H118ZM206 254V253H205ZM212 254V253H211ZM236 254V253H235ZM77 255V254H76ZM112 255H113V253H112ZM136 255V254H135ZM203 255V254H202ZM234 255V254H233ZM232 255V256H233ZM96 256V255H95ZM104 256V255H103ZM103 256H102V258H103ZM114 256V255H113ZM113 256H110V257H112L113 259H114V257ZM115 256H117V255H115ZM212 256H214V255H212ZM69 257V256H68ZM97 257V256H96ZM107 257V256H106ZM256 257V256H255ZM44 258V259H45ZM62 258V257H61ZM65 258V257H64ZM117 257H115V259H116ZM200 258V257H199ZM205 258H207V257H205ZM209 258H210V256H209ZM208 258V259H209ZM40 259V258H39ZM42 259V258H41ZM113 259H111V260H113ZM253 259V258H252ZM43 260V259H42ZM49 260V261H50ZM63 260V259H62ZM73 260V259H72ZM103 260V259H102ZM105 260V259H104ZM202 260H204V259H202ZM202 260H200V261H202ZM212 260V259H211ZM214 260V259H213ZM46 261V260H45ZM48 261V260H47ZM205 261L207 262V260L205 259ZM253 261V260H252ZM44 262V261H43ZM51 262V261H50ZM54 262H57V264H59L60 262L59 261H54ZM59 262V263H58ZM96 262V261H95ZM99 262V261H98ZM196 262V261H195ZM205 262V263H206ZM216 262V261H215ZM239 262V261H238ZM40 263V262H39ZM45 263V262H44ZM72 263V262H71ZM104 263V262H103ZM118 263V262H117ZM149 263V262H148ZM208 263V262H207ZM38 264V263H37ZM47 264H52V263H47ZM66 264H68V263H66ZM99 264V263H98ZM101 264V263H100ZM202 264V263H201ZM210 264H211V262H210ZM216 264V263H215Z\"/></svg>",
	"mask_w": 264,
	"mask_h": 264
}]
</instances>
